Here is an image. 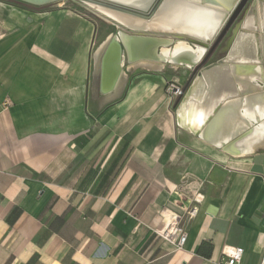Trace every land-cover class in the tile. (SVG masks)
<instances>
[{
  "label": "crops",
  "instance_id": "obj_1",
  "mask_svg": "<svg viewBox=\"0 0 264 264\" xmlns=\"http://www.w3.org/2000/svg\"><path fill=\"white\" fill-rule=\"evenodd\" d=\"M100 39L66 8L0 0V264H212L224 245L259 264L264 135L233 104L251 97L180 124L159 74L102 92ZM181 192L202 201L177 248L155 230Z\"/></svg>",
  "mask_w": 264,
  "mask_h": 264
},
{
  "label": "water",
  "instance_id": "obj_2",
  "mask_svg": "<svg viewBox=\"0 0 264 264\" xmlns=\"http://www.w3.org/2000/svg\"><path fill=\"white\" fill-rule=\"evenodd\" d=\"M83 1L102 5L119 15L121 13L138 22H148L156 16L164 0H150L145 7L138 6L129 0ZM248 1L194 0L197 4L214 10L220 16L217 30L211 35H206L205 32L201 36L189 31H173L169 33L170 40L163 41L156 36L158 35L157 32L132 29L122 25L128 33L127 37L108 39L101 54L100 87L102 92L114 91L121 71H123V57L131 62L136 58L144 57V55H152L161 45L170 47L176 39H185L192 45V48H195V51L198 52L201 48L204 52L201 50L199 55L193 52L192 54L177 53L181 55L173 57V62L186 65L192 69L183 93L175 101L177 118L192 105L207 104L206 100L203 99V93L208 90L207 85L215 74L221 75L228 86L217 89L204 121H208L217 110L220 112L219 107L225 99L243 97L245 94H248L249 98L258 97L261 106L264 108V0H251L249 3ZM245 6L243 15L238 18ZM236 19L237 21L234 23ZM233 23L234 30L231 29L232 35L229 43L220 48L224 55L206 64L209 55L221 42ZM225 43L226 40L223 41V44ZM208 48L209 51L205 54ZM262 120L261 117L256 116L252 119V125L247 123L250 131L257 130ZM255 123L257 124L255 125Z\"/></svg>",
  "mask_w": 264,
  "mask_h": 264
},
{
  "label": "bare ground",
  "instance_id": "obj_3",
  "mask_svg": "<svg viewBox=\"0 0 264 264\" xmlns=\"http://www.w3.org/2000/svg\"><path fill=\"white\" fill-rule=\"evenodd\" d=\"M22 1L32 3L33 5H43V4H46V3H49L55 0H22ZM129 1H132L138 6L145 7L150 0H129ZM97 9H99L100 12L103 11L100 8H97ZM105 13L109 17L118 20L124 25H128V27L132 29H143L145 31H151V32H162L161 34L158 33V35L156 36L160 37L159 39L160 40L162 39L163 41H166L168 39L170 40L171 36L169 33H172L173 31H189L190 33H193L195 35H201V36H203V34L205 33L206 35H211L214 31L217 30V27L219 24V18H220L219 14L215 13L214 10L203 7L197 4L196 2H194V0H164L161 6L159 7V10L157 11L156 16L148 22H138L131 18L120 16L117 12L113 10L109 12L103 11L104 15ZM233 28H234V25L232 29ZM127 35L128 33L125 31V29L118 25V29L116 33L109 35L97 47L95 51L96 59L100 54H102L103 48L105 47L108 39H111V38H117V39L123 38L124 39L127 37ZM231 35H232V31H231ZM230 39H231V36H230ZM194 49L195 48L194 47L192 48V45H190V43H188L186 40L176 39L174 44L171 45L170 47L167 45H161L159 49H157L152 55L148 54V56L144 55V57H140V58H136L132 60L131 61L132 64H130V66L142 67L148 70H160L162 69L165 63H168L173 68H177L180 65V63L178 64L172 61L173 57H177L178 55H181L177 53L192 54L193 52L199 55L201 53L200 52L201 50L204 52V50L201 48L199 49L198 52L195 51ZM149 56H152V57H149ZM100 60H101V55H100ZM226 83L227 82L223 80V77L221 75L215 74L212 77L211 82L207 85L208 90H206V93L205 92L203 93V96H204L203 99L206 100L207 104L206 105L204 104L201 106L192 105L191 107L187 108L181 115H178V120L180 124L184 122L187 115H190L191 118L189 119V124L195 127L196 122H197L196 116L200 115L199 122L201 125L204 119L206 118V114L209 110V107L213 103L215 92L217 91V89L221 87L228 86L226 85ZM238 100L239 99L233 102L234 105L236 104L238 106L237 107L238 109L236 108L238 117L235 120V126H240L242 125L243 122H245L244 116L239 115V111H238L239 108L242 106L244 107V110L247 113V115L249 114L248 118L250 120L254 119L256 116H259L261 118L264 117V108L261 106V103L258 97L255 96V97L250 98L251 101L249 102L250 103L249 107L247 105L248 103L247 100H246V103H244V105L242 104L243 101H238ZM199 111H202V113L198 114ZM225 113L233 117L236 114V110L235 108H233V106L230 105V107L226 109ZM223 114L224 113H221L219 116L220 118L218 119V121L221 122L222 125L225 122V120H223L224 122L220 120L221 117L224 116ZM249 119L246 121L247 123ZM262 119L263 120L261 124L258 126L257 130L251 133L252 135L251 138L255 139L259 137L258 135H261V134L264 135V118ZM212 125H215V124H212ZM211 128L212 127H210V129ZM254 141L255 140H253V142Z\"/></svg>",
  "mask_w": 264,
  "mask_h": 264
},
{
  "label": "rangeland",
  "instance_id": "obj_4",
  "mask_svg": "<svg viewBox=\"0 0 264 264\" xmlns=\"http://www.w3.org/2000/svg\"><path fill=\"white\" fill-rule=\"evenodd\" d=\"M6 1H9L12 4H16V5L22 6V7H28V6L31 7V4L25 3L21 0H6ZM36 6H42L43 9H47V10L62 7V8H66V9L70 10L71 12H74L76 14H79L81 16H84L86 18L93 20L94 24L96 25V31L100 35V38H101L100 40H102L103 38H107L111 34H115L117 29H118V25L121 27H122V25H124L121 22H119L118 20L109 17L106 13H105V15L103 14V11L109 12V11H112L111 9L104 7L102 5H98V4L83 1V0H55V1H51V2L43 4V5H36ZM97 8L102 9L103 10V11H101L102 13ZM120 16L125 17L121 13H120ZM125 26H128V25H125ZM232 27L229 28L224 35L225 38L227 37L225 39L226 43L220 44V46L218 48H216L211 53L210 57L207 60V63L215 61L224 55L223 52H220V48H221V46L222 47L226 46V44L228 43L230 36H231ZM158 33L161 34L162 32H157V34ZM182 40H185V39H182ZM98 42H100V41H96L93 43L92 51L95 50ZM123 70L125 72V78L127 77L128 80L134 79L139 74H144V75L159 74V75H161L164 79V89H163L164 95L166 98H168L170 100V103L173 104L175 111H176L175 101L183 93L185 83L188 81V79L192 73V69L188 68L186 65H179L177 68H173L168 63H165L164 67L158 72L146 70L143 68L133 69V68H131L130 62L127 60L126 57H123ZM172 84L179 86L181 88V90L177 96H174L173 98L170 99L169 98L170 95L168 93L169 90H167V89Z\"/></svg>",
  "mask_w": 264,
  "mask_h": 264
},
{
  "label": "built area",
  "instance_id": "obj_5",
  "mask_svg": "<svg viewBox=\"0 0 264 264\" xmlns=\"http://www.w3.org/2000/svg\"><path fill=\"white\" fill-rule=\"evenodd\" d=\"M167 90L169 98L177 96L181 88L172 84ZM202 201L198 195L181 192L179 201L174 203L175 210L165 209L162 226L155 230L164 240L169 241L175 247L180 248L185 244L187 234L181 223L182 219H192L199 212L198 204ZM243 254V247L224 245L220 251L219 258L212 264H238ZM259 264H264V249Z\"/></svg>",
  "mask_w": 264,
  "mask_h": 264
},
{
  "label": "flooded vegetation",
  "instance_id": "obj_6",
  "mask_svg": "<svg viewBox=\"0 0 264 264\" xmlns=\"http://www.w3.org/2000/svg\"><path fill=\"white\" fill-rule=\"evenodd\" d=\"M250 1H251V0H249L248 3H249ZM245 8H246V6L241 10V12H240L238 18H240V17L243 15V13H244V11H245ZM236 20H237V19H236ZM236 20H235V21H236ZM235 21H234V23H235ZM234 23L230 26V28L234 25ZM226 38H227V37H226ZM226 38H225V36H224V37L222 38L221 42L217 45L216 48H218V47L220 46V44H223V41H224ZM221 47H222V46H221ZM216 48H215V49H216ZM215 49H214V50H215ZM214 50H213V51H214ZM208 51H209V48L206 50L205 54H206ZM213 51H212V52H213ZM212 52H211V53H212ZM220 52H221V51H220ZM205 54H204V55H205ZM210 55H211V54H210ZM210 55H209V57H210ZM208 63H209V62H208ZM206 64H207V61H206Z\"/></svg>",
  "mask_w": 264,
  "mask_h": 264
}]
</instances>
